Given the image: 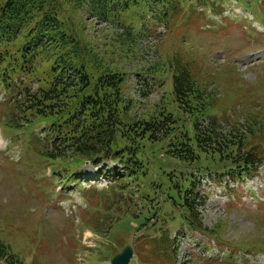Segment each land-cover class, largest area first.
<instances>
[{
  "label": "rangeland",
  "instance_id": "rangeland-1",
  "mask_svg": "<svg viewBox=\"0 0 264 264\" xmlns=\"http://www.w3.org/2000/svg\"><path fill=\"white\" fill-rule=\"evenodd\" d=\"M63 10L68 13L67 4ZM105 11L111 23L92 14L85 2L75 11L70 27L80 30L85 48L87 39L97 44L98 58L87 65L91 76L101 71L122 76V96L132 101L122 119L140 121L151 109L174 111V70H188L191 75L200 70L195 74L198 78L191 77L196 86L207 94L217 91L213 96L226 102V113L211 112L206 118L221 131H228L236 120L228 92L240 98L234 105L246 102L249 111L264 112V36L258 34L259 28L264 29V0H111ZM108 33L129 42L121 46L114 42L107 52L100 41L109 42ZM21 82L26 90L38 87L36 82ZM19 83L13 84V92L20 90ZM3 92L0 99L5 98ZM13 94L9 105L0 109L4 144L2 152L0 145V240L24 256L26 264H103L126 247L133 254L129 264H170L173 249L175 264L228 263L229 258L217 251H230L235 264H264V253L243 249L250 241L264 240V166L248 182L191 172L189 176L199 184V196L206 194L204 206L197 209L206 233H196L185 228L183 211L174 205L179 202L175 186L182 188L186 182L182 179L185 162L164 153L160 143L146 142L139 151L148 168H134L129 160L132 164L125 176L108 175L109 184L99 176L102 169L85 163L75 172L81 180L98 177L93 189L82 181L73 189L75 193L71 188L66 191L72 165L65 158L35 156V150L42 153L49 144L50 131L37 133L41 125L34 127L36 133L28 128L11 107L17 103ZM236 109L240 115V106ZM157 133L164 136L162 131ZM124 157L127 160L128 155ZM107 163L103 164L113 167ZM57 187L73 196L64 195L63 202L70 201L63 203L66 208L45 200L56 194ZM31 189L32 195L41 193L42 200L25 198L22 192L29 194ZM58 197L62 195L57 192L54 202ZM144 248L151 250V257L142 262Z\"/></svg>",
  "mask_w": 264,
  "mask_h": 264
},
{
  "label": "trees",
  "instance_id": "trees-1",
  "mask_svg": "<svg viewBox=\"0 0 264 264\" xmlns=\"http://www.w3.org/2000/svg\"><path fill=\"white\" fill-rule=\"evenodd\" d=\"M85 2L92 14L111 23L105 11L111 6V0H0V86L13 92L10 82L21 78L38 84L34 91L20 84V90L14 91L17 103L12 109L26 120L28 128L45 125L50 131L49 144L42 153L35 150L38 155L54 160L65 158L70 165H99L101 159H111L127 169L132 164L129 160H133L134 168L141 169L136 164L139 162L131 157L142 156L139 151L146 142V145L160 143L164 153L185 162L182 179L186 182L182 188L179 184L175 186L179 202L174 204L186 214L183 218L190 229L206 233L197 213L204 206V198H199L197 183L189 174L215 168V172L228 170L236 178H246L256 172L264 161L263 110L251 112L246 102L234 105L240 98L228 92L236 120L228 131H221L206 118L211 112L226 113L229 107L224 100L213 96L217 91L207 94L205 88L196 86L191 77L201 73L200 70H193V76L186 70L174 77L172 91L182 114L177 110L159 113L151 109L140 121L122 119L132 106L122 96V76L108 71L91 76L87 65L95 64L98 58L97 44L87 39L85 48L79 29L70 27L75 11ZM66 4L68 13L63 10ZM80 28L83 30L82 24ZM106 36H111L110 41L100 42L107 52L112 51L110 45L114 42L119 46L129 42L117 35ZM237 106H240V115L236 112ZM27 115L36 121L31 118L29 121ZM239 119L243 124H238ZM161 131L163 137L158 136L157 132ZM22 194L29 200L42 199L32 195L33 189L29 194ZM249 243L243 249L264 253V240ZM30 247L33 251L32 243ZM0 264L26 262L24 256L0 240Z\"/></svg>",
  "mask_w": 264,
  "mask_h": 264
},
{
  "label": "water",
  "instance_id": "water-1",
  "mask_svg": "<svg viewBox=\"0 0 264 264\" xmlns=\"http://www.w3.org/2000/svg\"><path fill=\"white\" fill-rule=\"evenodd\" d=\"M131 257V251L126 249L114 259V264H128V260Z\"/></svg>",
  "mask_w": 264,
  "mask_h": 264
}]
</instances>
